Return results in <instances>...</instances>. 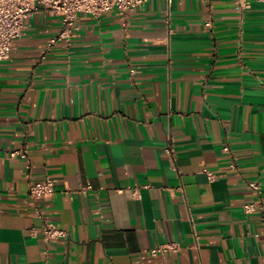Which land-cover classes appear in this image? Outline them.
Instances as JSON below:
<instances>
[{
	"label": "crops",
	"instance_id": "crops-1",
	"mask_svg": "<svg viewBox=\"0 0 264 264\" xmlns=\"http://www.w3.org/2000/svg\"><path fill=\"white\" fill-rule=\"evenodd\" d=\"M61 30L39 10L0 62V264H264V3L147 0L49 46ZM48 178L51 242L28 196Z\"/></svg>",
	"mask_w": 264,
	"mask_h": 264
},
{
	"label": "built area",
	"instance_id": "built-area-1",
	"mask_svg": "<svg viewBox=\"0 0 264 264\" xmlns=\"http://www.w3.org/2000/svg\"><path fill=\"white\" fill-rule=\"evenodd\" d=\"M147 0H0V62L9 60L13 43L22 36L24 22L41 9L49 14L58 17L62 22V30L57 38L49 41V46L58 41L72 37L73 27L76 20L81 15H91L98 17L104 13L114 11L126 16L127 13L144 4ZM240 11L250 7L252 2H262L264 0H232ZM170 6L173 0H166ZM224 153H230V148L224 145ZM166 154L173 158L171 148H166ZM10 157H20L27 161L25 151L13 152ZM29 169V166H27ZM210 180L214 179L212 172H206ZM251 189L260 194L261 189L257 183H249ZM56 193V186L53 180L46 179L42 182H30L28 186V196L35 209L36 216L43 220L44 225L41 234L46 242L66 238L67 233L57 226L49 223L43 217L40 202L51 199ZM256 204H245L243 211L249 215L257 210ZM174 249V246L164 245L152 253Z\"/></svg>",
	"mask_w": 264,
	"mask_h": 264
}]
</instances>
